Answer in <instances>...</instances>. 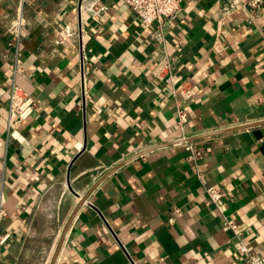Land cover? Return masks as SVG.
<instances>
[{
  "label": "crops",
  "instance_id": "0c3cea01",
  "mask_svg": "<svg viewBox=\"0 0 264 264\" xmlns=\"http://www.w3.org/2000/svg\"><path fill=\"white\" fill-rule=\"evenodd\" d=\"M250 1L182 0L161 46L122 0H37L17 54L4 20L19 1L0 0V264H51L96 184L55 264H249L206 185L264 255V125L197 139L213 148L198 166L175 142L264 120V3ZM164 50L190 92L159 102ZM16 64L37 106L9 129Z\"/></svg>",
  "mask_w": 264,
  "mask_h": 264
},
{
  "label": "built area",
  "instance_id": "2783aa9c",
  "mask_svg": "<svg viewBox=\"0 0 264 264\" xmlns=\"http://www.w3.org/2000/svg\"><path fill=\"white\" fill-rule=\"evenodd\" d=\"M19 4L14 16L4 20L9 32L17 38L14 43L18 54L20 48V36L27 23L25 16L26 7L32 6L37 0H18ZM137 15L140 24L149 28L155 25L153 31L154 38L163 46L166 43V26L181 11L182 0H122ZM264 3V0H251L250 5L258 6ZM238 4L233 2L223 7L222 13H229L231 9ZM176 49L181 51L180 44ZM18 60V59H17ZM174 60L170 57L168 51L164 50L160 56L155 68L153 69V82L161 87L160 100L163 102L171 97H177L179 94L188 95L190 91L178 86L179 75L174 71ZM25 68L19 64L15 65L12 77V87L9 97V114L7 125L9 129H15L27 120L35 111L37 102L33 96L24 91L17 82V76L23 74ZM207 76V72L202 71L194 75L195 78L202 79ZM178 124L181 130L187 121L184 110H177ZM177 144H181L188 152V160L198 166L205 154L212 152L213 148L204 140H189L188 136L182 130V134L175 139ZM201 174V173H200ZM207 198V204L213 205L223 216L224 225L233 232L235 246L237 251L244 256L249 264H264V255L255 250V248L246 242V226L228 215L227 200L228 195L216 185H206L204 188ZM7 216L3 197L0 199V252L1 248L10 240L11 233L3 231L2 225Z\"/></svg>",
  "mask_w": 264,
  "mask_h": 264
},
{
  "label": "water",
  "instance_id": "95a60500",
  "mask_svg": "<svg viewBox=\"0 0 264 264\" xmlns=\"http://www.w3.org/2000/svg\"><path fill=\"white\" fill-rule=\"evenodd\" d=\"M260 125H264V120H260V121H257V122H252V123H249V124H244V125H240V126H237V127H232V128H227V129H222V130H217V131H214V132H208V133H204V134H201L199 136H196V137H193V138H189V140H197V139H200V138H207V137H211V136H215V135H219V134H223V133H226V132H231V131H236V130H242V129H246V128H251V127H255V126H260ZM124 165L121 164L119 165L118 167H116L114 170L118 169L120 166ZM99 183V182H98ZM98 184H96L97 186ZM96 186H94L90 192L88 194H86L85 196H83L81 198V201L79 203V205L77 206V208L75 209V211L73 212L71 218L69 219L66 227H65V230L62 234V237L60 238V241H59V244L56 248V252H55V255H54V258L51 262V264H55L56 260H57V256H58V253L61 249V246L63 244V240H64V237L69 229V226L75 216V214L77 213V211L79 210V208L81 207V205L87 200V198L89 197V195L91 194V192L96 188Z\"/></svg>",
  "mask_w": 264,
  "mask_h": 264
}]
</instances>
